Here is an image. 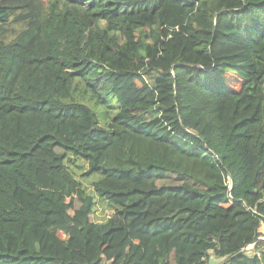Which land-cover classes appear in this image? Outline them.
Here are the masks:
<instances>
[{
  "label": "trees",
  "instance_id": "obj_1",
  "mask_svg": "<svg viewBox=\"0 0 264 264\" xmlns=\"http://www.w3.org/2000/svg\"><path fill=\"white\" fill-rule=\"evenodd\" d=\"M261 236L264 0H0V264H264Z\"/></svg>",
  "mask_w": 264,
  "mask_h": 264
},
{
  "label": "rangeland",
  "instance_id": "obj_2",
  "mask_svg": "<svg viewBox=\"0 0 264 264\" xmlns=\"http://www.w3.org/2000/svg\"><path fill=\"white\" fill-rule=\"evenodd\" d=\"M79 178H80V175H78ZM98 179L99 176H95V179ZM83 182L90 188L92 189V181H89V180H85V179H82ZM79 201L76 202V207L79 206ZM71 213L73 214L74 211L72 210ZM114 213V210L108 206L107 202L106 203H103V202H100V199H97V205H96V208H95V211L94 213L92 214V218L96 221H102L104 219H107L109 217H111ZM61 237H65V234L64 233H60ZM214 264H216L214 262Z\"/></svg>",
  "mask_w": 264,
  "mask_h": 264
},
{
  "label": "built area",
  "instance_id": "obj_3",
  "mask_svg": "<svg viewBox=\"0 0 264 264\" xmlns=\"http://www.w3.org/2000/svg\"><path fill=\"white\" fill-rule=\"evenodd\" d=\"M260 239H264V236H261ZM254 244L255 243L250 244L249 246H247L246 249H253L254 248Z\"/></svg>",
  "mask_w": 264,
  "mask_h": 264
},
{
  "label": "water",
  "instance_id": "obj_4",
  "mask_svg": "<svg viewBox=\"0 0 264 264\" xmlns=\"http://www.w3.org/2000/svg\"><path fill=\"white\" fill-rule=\"evenodd\" d=\"M231 188H232V185H231Z\"/></svg>",
  "mask_w": 264,
  "mask_h": 264
}]
</instances>
